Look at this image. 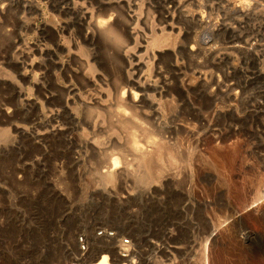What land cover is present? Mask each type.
I'll return each instance as SVG.
<instances>
[{
  "label": "rangeland",
  "instance_id": "obj_1",
  "mask_svg": "<svg viewBox=\"0 0 264 264\" xmlns=\"http://www.w3.org/2000/svg\"><path fill=\"white\" fill-rule=\"evenodd\" d=\"M26 1L0 0V7L10 10L0 18V264H89L97 251L92 237L132 247V264H264V218L257 216L264 199L251 203L255 190L264 188V0H81L83 7L67 1L59 5L61 0ZM99 2L114 6L109 12ZM246 7L249 19L240 11ZM84 12L106 21L115 15L117 33L105 28L108 33L97 31L81 42L75 34ZM59 22L72 33L67 40L72 49L57 53L63 70L47 64L44 76L45 70L37 68L39 49L50 44L42 41L40 27ZM123 27L134 33L132 41L120 39ZM177 45L184 50L176 51ZM190 75L202 79L195 82ZM125 77L162 87L166 95L149 89L142 107L124 112L118 100ZM184 78L191 84L181 91ZM39 83L47 90H39ZM69 85L77 89L71 106L64 91ZM44 92L54 99L44 101ZM54 110L62 112L56 119ZM126 113L133 116L125 118ZM188 116L201 127L188 123ZM123 118L132 125L120 126ZM56 125L65 133L48 138L41 150L31 136ZM164 130L172 131L166 135ZM190 135L197 137L196 144ZM132 139L147 148L158 139L153 143H161L159 155V148L163 154L172 145L165 149H175L178 157L170 156L176 163L167 162L174 151L165 150L168 157L161 155L168 166L162 160L156 166L157 154L150 164V170L161 167L165 174L148 170L132 155ZM71 152L77 164L71 163ZM125 152L130 165L122 166L120 176H127L111 184L106 173L113 164L121 168ZM36 160H42L44 172L34 166ZM22 163L27 176L18 181L12 169ZM235 213L240 216L233 221Z\"/></svg>",
  "mask_w": 264,
  "mask_h": 264
},
{
  "label": "bare ground",
  "instance_id": "obj_2",
  "mask_svg": "<svg viewBox=\"0 0 264 264\" xmlns=\"http://www.w3.org/2000/svg\"><path fill=\"white\" fill-rule=\"evenodd\" d=\"M26 1V0H25ZM69 2V4L72 2V4L73 5H76V6H84V4L86 3V2H82L81 0H61L60 2H59V5L60 4H63V3H67V2ZM27 2V1H26ZM104 2H106L105 0H104ZM104 2H99V4H102L103 6L105 5V3ZM107 3V2H106ZM114 3V2H113ZM113 3H109V4H106L105 6H107V8H108V11H109V8H111L112 6H114L113 5ZM89 4V3H88ZM91 4V3H90ZM98 4V3H97ZM64 5V4H63ZM62 5V6H63ZM93 5V4H92ZM124 5V4H123ZM161 5H163V4H161ZM66 6V5H65ZM94 6V5H93ZM105 6H104V8H105ZM121 6H122V4H121ZM124 7V6H123ZM166 7V6H165ZM164 7V8H165ZM72 8V7H71ZM70 8V9H71ZM79 8V7H78ZM87 8V7H86ZM98 8H100V7H98ZM114 8V7H113ZM121 8V7H120ZM74 9V8H73ZM84 9V8H83ZM103 9V8H102ZM106 9V8H105ZM119 9V8H118ZM54 10V9H53ZM63 10H64V6H63ZM81 10V9H80ZM87 10V9H86ZM86 10H84V11H86ZM113 10H115V9H113ZM8 11H10V10H8V6L7 5H4V6H1L0 7V18H5V16H6V13L8 12ZM55 11V10H54ZM92 11V10H91ZM99 11V10H98ZM239 11V10H238ZM241 11V13L242 12H246L244 15H246V18H248L250 15H251V13H250V11H249V9H247V7L245 8V9H243V10H240ZM64 12V11H63ZM72 12H73V10H72ZM83 12V11H82ZM81 11L80 12H78V13H82ZM93 13H94V11H92ZM92 12H87V13H85L84 12V14L83 15H81V16H78V17H80V18H78L77 17V19H78V21H79V19H80V23H79V30H77L76 32V34L75 35H77L78 37H79V40L81 41V42H83V43H86V42H88L89 40H91L92 39V37L97 33V31H98V33H103V32H105L104 30H106L105 28H108L109 29V32H111V33H113V32H116L117 33V31H116V29L114 28L115 26V24L114 25H112V23H113V21H115L114 20V18L116 17L115 15H114V17H112V16H109L111 13H112V9H111V13L109 14V15H107V16H109L108 18V20L106 21V20H100L99 18L96 20V19H94V16H93V13ZM110 12V11H109ZM109 12H107V10H106V13H109ZM169 14H170V12H168ZM168 13H165V14H168ZM239 13V12H238ZM65 14H67V13H65ZM68 14H70V13H68ZM89 14V15H88ZM99 14V13H98ZM100 14H103V13H100ZM99 14V15H100ZM255 14V13H254ZM80 15V14H79ZM97 15V14H96ZM95 15V16H96ZM103 15H105V14H103ZM70 16V15H69ZM83 16V17H82ZM101 16V15H100ZM170 16V15H169ZM243 16V15H242ZM82 17V18H81ZM97 17H99V16H97ZM102 17V16H101ZM105 16H103V18H104ZM166 17V16H165ZM74 18V17H73ZM107 18V17H106ZM66 19V18H65ZM116 19V18H115ZM171 19H172V17H171ZM249 19V18H248ZM251 19V18H250ZM118 20V19H117ZM173 20H175V19H173ZM68 22V21H67ZM73 22V21H72ZM77 21H75V23H76ZM63 23H65V22H63ZM74 23V22H73ZM61 23L59 22V23H55L54 25H49V24H44V25H42L41 27H40V35H41V38H42V41L44 42V43H46V44H50V46L49 45H44L42 48H40L39 49V53H40V58H39V62H38V60H37V63H39L38 64V66L39 67H37L38 69L40 68V69H46V65L47 64H50V65H53L54 67H56L57 69H61V70H63V68H64V66H65V64L64 63H60L58 60H57V53H64V52H71V46L68 44V42H67V40L70 38V36H72V33H69L64 27H62L61 25H60ZM73 26H74V24H72ZM76 25H77V23H76ZM71 26V25H70ZM69 26V27H70ZM114 26V27H113ZM78 27V26H77ZM116 28H118L117 26H116ZM169 28V27H168ZM166 29V28H165ZM170 29V28H169ZM70 30H72V29H70ZM69 30V31H70ZM170 30H172V31H175L174 30V28L173 27H171V29ZM39 32V31H38ZM106 33H108V31L106 30ZM173 33H175V32H173ZM178 34H177V37H180V36H182L181 35V32H177ZM49 34H52V36H53V39L52 40H49ZM167 34V33H166ZM172 34V33H171ZM122 35L128 40V41H132L134 38V33L133 32H131L127 27H123V32H121V35H119L121 38L120 39H123V37H122ZM170 35V34H169ZM113 37H115L116 38V36H114V35H112ZM118 36V35H117ZM119 36L116 38V39H119ZM169 39V38H168ZM170 40V39H169ZM168 40V41H169ZM180 40V39H179ZM178 40V41H179ZM177 41V42H178ZM160 42V41H159ZM167 42V41H166ZM158 43V42H157ZM157 43H156V45H157ZM170 43H171V41L169 42V43H163V45L162 46H167L168 47V44L170 45ZM178 44V43H177ZM194 44V43H193ZM192 44V45H193ZM75 45H77V46H80V42L76 39L75 40ZM198 45V44H197ZM34 46V45H33ZM161 45L159 46V47H162ZM173 46V45H172ZM172 46H170V47H172ZM178 46V45H177ZM238 45H236V47H237ZM31 47H32V45H31ZM41 47V46H40ZM166 47V50L168 49ZM163 48V47H162ZM174 48V47H173ZM184 46H181V45H179L177 48L175 47V49H176V51L177 50H179V49H181V50H184ZM197 48V47H196ZM235 48V47H234ZM239 47H237V49H238ZM36 49V48H35ZM199 49V48H198ZM201 49V48H200ZM236 49V48H235ZM242 49V48H241ZM240 49V50H241ZM161 50V49H160ZM170 49H168V51H169ZM180 50V51H181ZM35 51V50H34ZM33 51V52H34ZM38 51V50H37ZM161 51H164V50H161ZM160 51V52H161ZM186 51H188V49L186 50ZM191 51L192 52H194L195 51V49L194 48H191ZM199 51V50H198ZM249 51V50H248ZM25 52V51H24ZM23 52V53H24ZM26 52H27V50H26ZM167 52V51H166ZM197 52V51H196ZM196 52H194L195 54H196ZM169 53H171L170 51H169ZM54 54H56V57L54 58V59H51L50 57H51V55H54ZM194 54V55H195ZM189 55H190V53H189ZM193 55V54H192ZM25 56L27 57V54H25ZM24 57V56H23ZM26 57H24V59L26 58ZM30 58V57H29ZM29 61V60H28ZM33 61V60H32ZM126 61H129V58L126 60ZM25 63V62H24ZM27 63H31V61L30 62H27ZM36 63V62H35ZM36 63V64H37ZM37 65H35L34 66V68L33 69H35V67H36ZM23 67H25L24 66V64L21 66V68H22V70L24 71V69H23ZM32 67V66H31ZM28 69V68H27ZM177 69V68H176ZM26 71V70H25ZM194 71V70H193ZM27 73V72H26ZM158 73V72H157ZM160 73V72H159ZM194 73V72H193ZM49 74V70H47V72H46V70H45V73L43 74L44 76H47ZM197 74V73H196ZM200 74V73H199ZM199 74H198V76H199ZM22 75H23V77H26V74L23 72L22 73ZM162 74H160L159 76H161ZM194 75H195V73H194ZM196 76V75H195ZM195 76L193 77V76H189V77H193V79L195 78ZM30 76H28V78H29ZM157 77H158V75H157ZM188 77V76H187ZM197 77V76H196ZM201 77H203V76H201ZM205 77V76H204ZM168 78V77H167ZM158 79H160V77L158 78ZM157 79V82L156 83H159L158 80ZM185 79V78H184ZM196 79V78H195ZM202 79V78H201ZM200 78H198V79H196L195 80V82H197V80H201ZM207 79V78H206ZM164 80V79H163ZM167 80V79H166ZM192 81V80H191ZM193 83H194V81H192ZM206 82V81H205ZM205 82H203V84H202V82L200 83L202 86L204 85V83ZM124 83L127 85V86H125V87H122L121 88V90H122V93H121V96L119 97V100H118V102H119V104H120V108H122V111H124V112H126L128 109H131V110H133V111H137L138 110V108H140V107H142L143 106V104L145 103V101H146V98H147V91L149 90V89H151V90H154L155 91V93L156 94H158V96L160 95H166L165 93H166V91H165V93H164V90H163V88L161 87V89L159 88V86H158V88H155V86L152 84V83H149V82H144V83H142V84H140V83H138L137 81H133L132 79H130L129 77H125L124 78ZM161 83V82H160ZM170 83H171V81H170ZM193 83H192V86H193ZM210 83V82H209ZM191 84V82L189 81V80H187V79H185V80H183V81H181V91H186V90H188V86ZM195 84V83H194ZM162 85V84H161ZM168 85V84H167ZM171 85V84H170ZM169 85V86H170ZM200 85V86H201ZM121 86H122V84H121ZM194 86H197L196 84L194 85ZM199 86V85H198ZM200 86L198 87V90H199V88H200ZM211 86V85H210ZM35 87V86H34ZM40 89L39 90H47L46 89V87L44 86V84H42V83H39V86H38ZM164 87H165V83H164ZM168 87V86H167ZM205 87V86H204ZM36 88H37V86H36ZM190 88V87H189ZM195 88V87H194ZM203 87H201V89H202ZM191 89H193V88H191ZM200 89V90H201ZM194 91L196 90V89H193ZM64 91H65V101H66V105H69V106H71L73 103H74V95L76 94L75 92L77 91V89L75 88V86H73V85H69V86H67V87H65L64 88ZM192 91V90H191ZM204 91H205V89H204ZM214 91V90H213ZM216 91V90H215ZM214 91V92H215ZM209 92V91H208ZM213 92V93H214ZM187 93V92H186ZM195 93V92H194ZM196 93H198L199 95H197L198 97H201V92H197L196 91ZM205 93H206V91H205ZM216 93V92H215ZM180 95H181V93H179ZM183 95H184V93H182ZM191 94H193L192 92H191ZM190 94V95H191ZM182 95V97H184V98H186L185 96H183ZM187 96H188V94H186ZM195 95V94H194ZM188 97H190V96H188ZM213 97H215V95H213ZM212 97V98H213ZM191 98V97H190ZM189 98V99H190ZM202 98H203V95H202ZM202 98L200 99V101H202ZM209 98H211V96L209 97ZM208 98V99H209ZM30 100H32L31 98H29ZM42 99L44 100V101H46V102H48L49 100H53L54 99V97L53 96H49V94H47L46 92H44L43 94H42ZM182 100V99H181ZM186 100V99H185ZM209 101V100H208ZM207 101V102H208ZM212 103H214V99H212ZM191 102V101H190ZM203 103V102H202ZM189 104V103H188ZM210 104V103H209ZM184 105V104H183ZM187 105V104H186ZM194 105V104H193ZM211 105V104H210ZM214 105V104H213ZM191 106H192V103H191ZM184 107H186V106H184ZM119 108V109H120ZM187 108H189V107H187ZM196 108V107H195ZM184 109V108H183ZM190 109V108H189ZM215 109V108H214ZM193 110V109H192ZM209 110V109H208ZM6 112H11V111H6ZM191 112V111H190ZM8 113H5V114H7L8 115ZM62 112L60 111V110H54V112L52 113V118L53 119H56V118H58L59 116H60V114H61ZM138 113V112H137ZM136 112L135 113H132V114H137ZM195 113H197V111L195 112ZM9 114H11V113H9ZM121 115H122V112L120 113ZM124 114V113H123ZM139 114V113H138ZM190 114V113H189ZM194 114V113H193ZM193 114H191V115H193ZM71 115V114H70ZM125 115V114H124ZM126 115H129L128 113H126ZM131 116H133V115H131ZM130 115L129 116H125V118L126 117H131ZM71 117H73L72 115H71ZM135 117H136V115L135 116H133L132 117V120L133 121H136V120H134L135 119ZM139 117V116H138ZM189 117L190 116H188V123H195V122H190V120H189ZM192 117V116H191ZM191 117H190V119H191ZM198 117V116H197ZM125 118H123L124 119V121L122 120L121 122H119V125L121 126L124 122H126L125 121ZM193 118H195V116L193 117ZM191 119V120H193V121H195L194 119ZM128 122H126V123H128L129 124V122H131V119H128L127 120ZM123 122V123H122ZM156 122V121H155ZM198 122V121H197ZM196 122V123H197ZM201 122V121H200ZM209 122V121H208ZM122 123V124H121ZM133 123V122H132ZM135 123V122H134ZM195 123V126L197 125ZM205 123V122H204ZM203 123V124H204ZM131 124V123H130ZM129 124V125H130ZM136 124H137V121H136ZM139 124V123H138ZM179 124V123H178ZM184 124H187V122L185 123V121H184ZM201 124V123H200ZM200 124H198L199 126H200ZM124 125H125V123H124ZM132 125V124H131ZM182 125H183V123H182ZM188 125V124H187ZM186 125V126H187ZM190 125V124H189ZM197 125V127H199ZM123 126V125H122ZM139 126V125H138ZM141 126V125H140ZM167 126V125H166ZM171 126V125H170ZM185 126V125H184ZM185 126V127H186ZM191 126V125H190ZM192 126H194V125H192ZM209 126V125H208ZM211 126V125H210ZM131 127H133V126H131ZM157 127H159V126H157ZM177 127V126H176ZM181 129H184L183 128V126L181 127V126H179ZM201 127V126H200ZM203 127H206V126H203ZM168 128V127H167ZM169 128H171V127H169ZM168 128V129H169ZM187 128H189L188 126H187ZM190 128H192L191 130H193V128L194 127H190ZM189 128V129H190ZM214 128V127H213ZM165 129V128H164ZM194 129H196V128H194ZM201 129V128H200ZM210 129H212V127L210 128ZM127 130V129H126ZM133 130H134V128H133ZM166 130V129H165ZM164 130V133H166L167 131H172V130H167V131H165ZM180 130V129H179ZM185 130V129H184ZM183 130V131H184ZM188 130V129H187ZM197 130H199V128L197 129ZM65 131H66V128H64V127H62V126H58V125H56V126H53L50 130H47V131H45V132H43V133H37V134H35L34 136H31V139H32V141L34 142V144H36V145H39L38 147L41 149V150H43V151H45V147H43V145H42V143H46V140L48 139V138H54V137H57V136H59L60 134H63V133H65ZM131 131V130H130ZM157 131V130H156ZM182 131V132H183ZM188 131H190V130H188ZM187 131V132H188ZM213 132H214V130H212ZM150 132H153L152 130L150 131ZM158 132H160V130H158ZM169 132V133H170ZM178 132V131H177ZM185 132V131H184ZM187 132H185V133H187ZM193 132V131H192ZM200 132V131H199ZM135 132L133 131V134H134ZM146 134L148 133V132H145ZM146 134H144L145 136H148L149 135V133L146 135ZM152 134H154V132L153 133H151V135ZM159 134V136H160V133H158ZM163 134V133H162ZM161 134V136H163ZM198 134V133H197ZM135 135V134H134ZM134 135H132V136H134ZM151 135H149V136H151ZM166 135H168V133H166ZM181 136H183L182 134H180ZM149 136H148V138L147 137H145V138H147V141L148 140H151L150 138H149ZM154 136H156V134L154 135ZM158 136V135H157ZM158 136V137H159ZM185 136H187L186 138H188V136L189 135H184V137ZM193 136V135H192ZM194 136H197V135H195L194 134ZM135 137V136H134ZM171 137H172V135H171ZM183 137V138H184ZM201 137V136H200ZM214 137H216V136H214ZM133 138V137H132ZM157 138V137H156ZM162 138H165V135H164V137H162ZM167 138V137H166ZM165 138V139H166ZM186 138H184V139H186ZM190 138H191V135H190ZM135 139V138H134ZM134 139H132L131 140V144L133 145H129L131 148H132V151H135L134 153L132 152V155L133 154H135V156H136V154L138 155L137 157H139L138 159H140V160H138V161H140V162H142L143 163V165L142 166H144V165H146V168L148 169V170H150L151 169V166H150V164H152L153 162H152V160L154 159L153 157H154V155H158L157 156V161L158 162H154L155 164H156V166L158 165L157 163H160V161L162 160V159H164L165 160V158L163 157L162 158V155L164 154V151L166 150L165 148L166 147H171L172 145H170V146H166L165 148H164V151H163V154H162V151L160 150L162 147V145H161V143L158 141V143L157 142H155V143H157L158 145H156L155 146V148H154V145H155V143H153L154 141H157L156 139L154 140V141H152V146H149L148 148H150V149H148L147 148V146L146 147H142L143 145H141V146H138L137 144L139 143V142H137V144H133V140ZM160 139H161V137H160ZM165 139H164V141H165ZM168 139H169V137H168ZM167 139V140H168ZM192 139V138H191ZM197 140V137L195 138L194 137V139H192L193 141H190L191 143H192V145L196 142H194V140ZM152 140H153V138H152ZM173 141V140H175V139H169V141ZM187 140H190V139H186L185 141L186 142H188ZM203 140V139H202ZM138 141V140H137ZM164 141H163V143H164ZM199 141V140H198ZM216 141V140H215ZM136 141H134V143H135ZM149 142V141H148ZM151 142V141H150ZM160 143V144H159ZM189 143V142H188ZM188 143H186V144H188ZM191 143L189 144V150L191 151V149L192 148H194L193 146H192V148H191ZM198 143V142H197ZM200 143H201V141H200ZM166 144V143H165ZM173 144V143H172ZM196 144V143H195ZM150 145V144H149ZM161 145V146H160ZM167 145V144H166ZM175 145V144H174ZM157 146H159V147H161V148H159V151H160V155H159V153H158V151H157V149H156V147ZM164 146V145H163ZM198 146H199V144H198ZM129 147V148H130ZM173 148H176V146L174 147L173 146ZM163 149V148H162ZM198 149V148H197ZM233 149H234V147H233ZM171 150V152L172 151H174V153H170L169 151ZM170 150H166V151H168L169 152V154H167V155H169V157L166 155V154H164L165 156H167L168 158H166V160H167V162L168 161H170L171 162V164L172 163H174V162H172V159H174V156L175 155H177V157H178V154H175V149L174 150H172L171 148H170ZM186 150H188L187 149V146H186ZM188 150V151H189ZM131 151V150H130ZM188 151L186 152V154L188 153ZM197 151V150H196ZM177 153H179L178 151H176ZM199 152V151H198ZM72 153V161H71V163H75V164H77V162H78V158H76V153H75V155L73 154V152H71ZM202 153V152H201ZM215 153V155H217L216 154V152H214ZM123 154H126V155H123V157H125V158H122V155H121V159L122 160H120L121 162L123 161L124 162V159H125V162L127 163V161H129L128 159H126V156H128L127 155V153L125 152V153H123ZM170 154H175L174 156H170ZM163 155V156H164ZM180 155V154H179ZM134 156V155H133ZM187 156V155H186ZM220 156V155H219ZM219 156H217V157H219ZM222 156V155H221ZM220 156V157H221ZM160 157H161V159H160ZM176 157V158H177ZM180 157V156H179ZM210 157V156H209ZM214 158H216L215 156H213ZM172 158V159H171ZM224 158V157H223ZM156 159V158H155ZM171 159V160H170ZM177 159H179V158H177ZM181 159V158H180ZM220 159V158H219ZM127 160V161H126ZM222 160V159H221ZM42 160H36L35 162H34V166H36V168H37V170L39 171H41V172H44L45 170H44V166L42 165V162H41ZM163 161V160H162ZM173 161H176V160H173ZM218 161V160H217ZM125 162L123 163V164H121V168H118V166L116 165V164H113V168H111L107 173H106V175H107V178L109 179L108 181H109V183H111L112 184V182H114V181H117V179L119 178V176H120V174H121V172H120V170L122 169V166H124V164H125ZM135 162H136V159H135ZM152 162V163H151ZM164 162V161H163ZM161 162L160 164L161 165H166V166H168L166 163L167 162ZM169 162V163H170ZM168 163V164H169ZM176 163V162H175ZM174 163V164H175ZM218 164L220 163V162H217ZM222 163H224L223 162V160H222ZM137 164L138 165H140L138 162H137ZM149 164V166H147ZM126 166L128 165V164H125ZM130 165V164H129ZM128 165V166H129ZM137 165V166H138ZM153 165V164H152ZM163 165V166H164ZM177 165H178V163H177ZM128 166L127 167H125V169L126 168H128ZM160 166V165H159ZM173 166V165H172ZM139 167V166H138ZM154 166H152V168H153ZM169 167H171V166H169ZM169 167L167 168V169H169ZM165 168V169H166ZM15 169H16V171L14 170V169H12V176H13V178L14 179H17L18 181H22L23 179H25V177L27 176V170H28V168H27V166L25 165V163H22V164H20L19 165V167H15ZM119 169V170H118ZM142 169V168H141ZM144 169V168H143ZM156 169H157V171L159 170L157 167L155 168V170H154V168H153V170H150V171H156ZM164 169V170H165ZM166 169V170H167ZM171 169V168H170ZM223 169V168H222ZM130 169H127L126 171H129ZM136 170H138V169H136ZM140 170V169H139ZM146 170V169H145ZM160 170H161V167H160ZM159 170V171H160ZM173 170V169H172ZM124 171V170H123ZM161 171H163V170H161ZM160 171V172H161ZM137 172V171H136ZM160 172H158V175L160 176ZM164 173H163V175L165 174V171H163ZM169 172H172V171H170L169 170ZM168 172V173H169ZM176 172V171H175ZM126 173H128V172H126ZM125 173V175H122V176H120V177H123L124 178V176H127V174ZM157 173V172H156ZM167 173V172H166ZM162 174V173H161ZM223 174V173H222ZM162 175V176H163ZM168 175V174H167ZM229 175V174H228ZM161 176V177H162ZM164 177V176H163ZM165 177H166V175H165ZM169 177V176H168ZM167 177V178H168ZM173 178V177H172ZM125 179V178H124ZM159 179V178H158ZM162 179V178H161ZM161 179H159V180H161ZM122 180V179H121ZM263 180V179H262ZM118 181L120 182V179H118ZM124 182L126 181V180H123ZM124 182L122 183V184H124ZM114 184V183H113ZM260 184V183H259ZM258 184V185H259ZM263 184V183H262ZM263 186H264V184H263ZM262 186V187H263ZM261 187V186H260ZM260 187H258V189L257 190H255L256 191V194H255V197L253 198V200H252V204L254 203V205H255V202H257V201H262L263 199H264V188H261L260 189ZM256 189V188H255ZM126 193V192H125ZM124 193V194H125ZM128 194L126 193V195H124V198H126L125 196H127ZM130 197V196H129ZM123 197L121 198V199H124ZM128 198V197H127ZM121 199H119L120 201H121ZM262 199V200H261ZM124 200H126V199H124ZM128 200H130V199H128ZM123 201V200H122ZM127 201V200H126ZM125 201V202H126ZM263 202V201H262ZM122 203V202H121ZM127 203V202H126ZM261 203V202H260ZM256 206V205H255ZM255 206H253V208H255ZM244 213H246V212H244ZM240 214H241V212H240ZM240 214L238 215L237 213H235L232 217V220L233 219H235V221H236V219L240 216ZM241 215H243V214H241ZM255 215V214H254ZM264 214L262 213V214H259V215H257V216H260L261 218L260 219H263L264 218V216H263ZM234 221V220H233ZM238 222V221H237ZM235 225V224H234ZM237 225V224H236ZM238 225H240V224H238ZM231 227V226H230ZM232 228H234V227H232ZM231 228V229H232ZM230 229V230H231ZM232 231H233V229H232ZM231 233V232H230ZM250 236V235H249ZM91 244H92V246L93 247H95L96 248V254L94 255V256H92V257H90L89 259H88V261L87 262H89V264H132L131 263V261L129 260V258H130V256H131V252L133 251L132 249V247H128V246H126V247H128V248H126V249H124V245H121V244H118L114 239H107V240H104V239H98V238H96V237H92V239H91ZM131 244V243H130ZM128 245V244H127ZM131 246V245H130ZM131 248V249H130ZM136 252V251H135ZM134 252V253H135ZM133 253V254H134ZM109 256L111 257V258H109ZM109 259H111L112 260V263H111V261L109 260ZM130 259H132V258H130ZM205 259H206V256H205ZM205 262V261H204ZM208 262V261H207ZM206 263V262H205ZM206 264H208V263H206Z\"/></svg>",
  "mask_w": 264,
  "mask_h": 264
},
{
  "label": "built area",
  "instance_id": "obj_3",
  "mask_svg": "<svg viewBox=\"0 0 264 264\" xmlns=\"http://www.w3.org/2000/svg\"><path fill=\"white\" fill-rule=\"evenodd\" d=\"M260 210H261V212L264 213V202L261 203ZM99 235H102V236H105V237L112 236V234L111 233H108V232H99ZM81 245H82L81 246V249H84V250L87 249V246L83 245V242L81 243Z\"/></svg>",
  "mask_w": 264,
  "mask_h": 264
}]
</instances>
